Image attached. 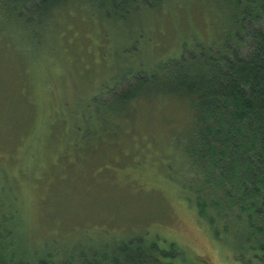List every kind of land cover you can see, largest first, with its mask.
Masks as SVG:
<instances>
[{
    "label": "rangeland",
    "instance_id": "1",
    "mask_svg": "<svg viewBox=\"0 0 264 264\" xmlns=\"http://www.w3.org/2000/svg\"><path fill=\"white\" fill-rule=\"evenodd\" d=\"M90 10L72 1L29 49L0 19V199L18 249L141 238L175 252L161 264H238L234 242L212 236L179 185L186 102L145 96L127 116L102 115L137 77L225 34L221 16L205 0H162L123 22Z\"/></svg>",
    "mask_w": 264,
    "mask_h": 264
},
{
    "label": "trees",
    "instance_id": "2",
    "mask_svg": "<svg viewBox=\"0 0 264 264\" xmlns=\"http://www.w3.org/2000/svg\"><path fill=\"white\" fill-rule=\"evenodd\" d=\"M72 1L0 0V19L27 40L26 48H35L55 13ZM80 1L103 20L123 22L157 9L162 0ZM205 1L221 16L225 34L137 77L111 95L102 115L127 116L132 101L145 96L183 99L192 116L181 141L184 199L219 243L234 242L238 264H264V0ZM17 231L13 209L1 198L0 264H161L159 256L175 254L141 238L112 247L101 242L61 252L20 250Z\"/></svg>",
    "mask_w": 264,
    "mask_h": 264
}]
</instances>
